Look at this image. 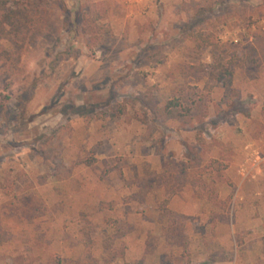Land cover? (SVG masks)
I'll list each match as a JSON object with an SVG mask.
<instances>
[{
  "label": "rangeland",
  "instance_id": "1",
  "mask_svg": "<svg viewBox=\"0 0 264 264\" xmlns=\"http://www.w3.org/2000/svg\"><path fill=\"white\" fill-rule=\"evenodd\" d=\"M16 1L0 264H264V0Z\"/></svg>",
  "mask_w": 264,
  "mask_h": 264
},
{
  "label": "trees",
  "instance_id": "2",
  "mask_svg": "<svg viewBox=\"0 0 264 264\" xmlns=\"http://www.w3.org/2000/svg\"><path fill=\"white\" fill-rule=\"evenodd\" d=\"M38 0H33L36 3ZM11 1L0 0V28H3L4 31L6 25L12 26L14 28L19 27L17 22L15 23V16L19 15V4L15 0ZM32 2V1H31ZM32 4V3H31ZM18 6V7H17ZM15 23V24H14ZM76 27V26H75ZM80 31L81 36L88 41L89 38H92L94 42H98L104 34L110 33V26L106 23L101 22L100 14L93 9V6H88L81 13L80 22L77 23V27ZM219 69V66L208 71V77L215 79L219 82H224V75L227 74L231 77L232 71L228 69ZM231 79H227L225 84L230 85ZM178 101L173 99L168 101L165 106L161 108V112L166 119L178 117L175 113L176 107L178 106ZM157 110V109H152Z\"/></svg>",
  "mask_w": 264,
  "mask_h": 264
}]
</instances>
